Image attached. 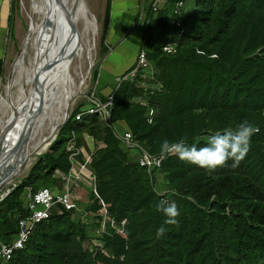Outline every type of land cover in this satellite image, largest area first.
I'll return each instance as SVG.
<instances>
[{"label":"trees","instance_id":"16d2710c","mask_svg":"<svg viewBox=\"0 0 264 264\" xmlns=\"http://www.w3.org/2000/svg\"><path fill=\"white\" fill-rule=\"evenodd\" d=\"M185 1L165 0L157 12L144 8L148 22L140 48L162 85L145 96L148 105L133 101L141 95V78L124 79L129 67L118 76L117 87L109 88V120L96 112L76 120L85 103L76 105L47 149L0 199V237L11 242L19 219L28 214L27 190H61L59 173L68 174L72 165L68 140L74 134L76 146L83 148L76 159L82 162L92 149L87 137H92L88 167L96 190L80 185L78 192L87 196L83 208L96 212L105 203L116 225L126 219L123 232L107 225L96 236V223H84L70 211L53 212L34 226L23 248L0 264H264V0H193L191 9ZM176 3L181 6L175 13ZM110 5L106 0L101 56L108 53ZM14 7L11 2V37ZM170 35L174 53L159 46ZM100 72L95 65L93 82ZM148 106L155 110L151 120ZM242 121L258 131L238 166L230 158L209 170L170 155L162 161L158 187V177L131 161L113 128L130 131L148 153L159 154L165 139L203 147L210 135L235 131ZM161 201L175 203L177 224H165ZM161 227L165 231L158 235Z\"/></svg>","mask_w":264,"mask_h":264},{"label":"bare ground","instance_id":"6f19581e","mask_svg":"<svg viewBox=\"0 0 264 264\" xmlns=\"http://www.w3.org/2000/svg\"><path fill=\"white\" fill-rule=\"evenodd\" d=\"M91 15L87 0H32L29 33L0 91V132L14 126L3 144L10 147V160L19 162L0 169L2 188L44 152L81 94L87 76L83 64L95 59L98 28Z\"/></svg>","mask_w":264,"mask_h":264},{"label":"built area","instance_id":"2783aa9c","mask_svg":"<svg viewBox=\"0 0 264 264\" xmlns=\"http://www.w3.org/2000/svg\"><path fill=\"white\" fill-rule=\"evenodd\" d=\"M164 5L165 0H150L146 8L150 7L152 11L157 12L163 8ZM180 6L181 3L175 4V13L178 12ZM145 13L144 10L142 24L148 22L145 19ZM169 38L171 39L167 41H159V46L164 52L174 53L176 51L175 37L170 35ZM136 77L141 78V95L140 97L134 98L133 101L147 106L148 102L146 101L145 96L160 90L162 85L155 82L152 65L146 56L145 50L142 48L138 49L131 68L123 75L124 79H133ZM150 81L154 83H150ZM117 85L118 80L115 82L114 87H117ZM112 95L113 93L109 92L104 98V102H101L97 101L92 93L90 97H88L90 102L82 107L81 111L75 115V119L80 120L84 114L96 112L100 114L103 121H108L112 104ZM148 109V117L149 120H151L152 116L155 114V110L149 106ZM113 128L115 136L128 151H133V149L138 151V156L135 157V160L131 161L136 162L139 166L145 167L150 175L154 174L159 179V177H161L160 175H162V173H160V167L163 161L160 160L159 154L148 153L135 141L130 131L120 130L116 126ZM89 138L93 141L92 137ZM66 149L69 151V160L72 165L68 174L63 175L59 173L64 179L62 189L58 190L49 187H41L35 192H32L30 189L27 190L26 208L28 214L19 219L16 237L11 242H3L0 237V261L8 260L15 250L23 248L34 226L41 220L48 218L53 212L60 213L64 210L70 211L73 216H78L84 223H96V236H101L105 232L107 225L117 227V231L123 232V226L126 219H122L119 222V225H116L114 219L109 216L107 205L105 203H103L101 208L96 212L85 210L83 207L78 208L77 200L79 199V196L77 193L73 192V187L75 186L74 188H79L80 184H83L90 187L92 191L96 190L95 175L88 167L93 148L89 153L85 154L84 160L79 162L76 159V156L83 150V148H78L76 146L75 136L73 134L68 140ZM157 161H160L159 164H157ZM165 191L166 190L157 189L159 194H163ZM1 198L2 197H0V199Z\"/></svg>","mask_w":264,"mask_h":264},{"label":"crops","instance_id":"0c3cea01","mask_svg":"<svg viewBox=\"0 0 264 264\" xmlns=\"http://www.w3.org/2000/svg\"><path fill=\"white\" fill-rule=\"evenodd\" d=\"M149 2L150 0H111L110 17L105 40L109 49L102 60L100 66L101 72L97 79L99 87L96 88V94L98 97L105 98L115 78L124 73L133 64L136 53L140 48L143 31L141 15L143 17L144 8L146 9ZM10 14L11 0H0V62L2 64L4 59L5 34L7 31L9 32L8 17ZM101 22L103 23V19ZM88 103H85V105ZM87 143L92 148L93 141L89 137H87ZM128 156L131 160H135V157L138 156V151L129 150Z\"/></svg>","mask_w":264,"mask_h":264},{"label":"clouds","instance_id":"9594fccd","mask_svg":"<svg viewBox=\"0 0 264 264\" xmlns=\"http://www.w3.org/2000/svg\"><path fill=\"white\" fill-rule=\"evenodd\" d=\"M211 58L215 59L213 55ZM258 131L248 121H242L236 126V130L226 128L222 133L216 132L210 135L203 147H197L196 143L188 145L181 140L178 143H170L167 139L163 140L160 145V160L166 159L170 155L177 156L181 161L195 164L201 168L209 170L218 166H223L228 159L234 161L233 167L238 166L244 159L250 147V139L254 132ZM160 161H157L159 164ZM158 210L162 211L167 217L165 224H177L176 217L179 211L172 203L168 205L165 201H161ZM158 235H163L165 229L159 228Z\"/></svg>","mask_w":264,"mask_h":264},{"label":"rangeland","instance_id":"374dc122","mask_svg":"<svg viewBox=\"0 0 264 264\" xmlns=\"http://www.w3.org/2000/svg\"><path fill=\"white\" fill-rule=\"evenodd\" d=\"M11 2H12V6L14 7L15 6L14 0H11ZM31 3H32V0H18L17 6L14 7V11H12V17L14 20V31L15 32H14V35L12 37L10 36L8 31L5 34L3 72H2V75L0 78V91L2 90V86L5 84V82L7 80L8 73L10 71V67H11L13 61L15 60L16 56L18 55V53L21 51L23 41H24L28 31H29L28 27L30 26V24H29V18L27 17V11H30ZM87 6L89 9V12L95 16L96 24H97V28H98V32H97L98 34H97L96 43H95V59L91 65L87 64L86 62L83 64V72L84 73L87 72V76H86V80H85V86L82 88L81 94L73 100V104L69 108V110H71V111L78 104H84V103L90 102L88 100V97H90V95L92 93H93V95L97 101L104 102V98L102 99L101 97H98V95L96 94V92H97L96 88L99 86L97 85V81L96 82L92 81V77H91L92 74L91 73L94 69L93 68L94 65H96L97 68H100V66L102 64V60L105 57V56H101L99 53V50H100V34H101V28H102V22L101 21L103 19L105 0H87ZM184 7L186 9H191L193 7V0H186ZM12 10H13V8H12ZM141 19H142V15H141ZM77 65H78L77 63L74 64V68H73L74 72L78 71ZM75 80L78 82V80H79L78 76H75ZM117 80H118V77L115 78L114 82H117ZM114 82L111 84L112 89L114 88ZM92 99H94V98H92ZM133 151H137V150L133 149ZM35 159H36V157L33 159L31 164L34 162ZM31 164H30V166H31ZM30 166L28 167V169L30 168ZM28 169L24 172V174H22V176L17 177L13 181V183L18 182L20 180V178L25 175V173L28 171ZM80 185H83V184H80ZM10 186H12V184H10L4 188H1L0 195L3 192H5V190ZM158 186H159V182H157V187ZM74 187H73V192L77 193L78 188H74ZM85 188L90 189L87 186ZM84 189H81L80 191L84 193ZM78 193H79V199L77 200V206H78V208H82L87 204V196L81 194L80 192H78ZM79 210H78V212H79Z\"/></svg>","mask_w":264,"mask_h":264},{"label":"water","instance_id":"95a60500","mask_svg":"<svg viewBox=\"0 0 264 264\" xmlns=\"http://www.w3.org/2000/svg\"><path fill=\"white\" fill-rule=\"evenodd\" d=\"M91 14V13H90ZM91 16H93L94 17V20H95V23H96V19H95V16L92 14ZM28 29H29V27H28ZM28 33H29V31H28ZM27 33V34H28ZM95 67V65L93 66V68ZM71 110H68L67 111V116H65L64 118H63V120L61 121V123H60V125H59V127H58V130H57V132L52 136V138H50V140L48 141L49 143H48V145H47V147L49 146V144L55 139V137H56V135H57V133H58V131H59V129L61 128V126L66 122V120H67V118L69 117V115H70V112ZM13 127L14 126H12L11 128H5L4 129V131H2V132H0V169L2 168V167H5L6 165H8V163L10 162V166L11 167H16L17 165H19V162H18V160H14V161H11L10 160V156H11V153L12 152H9V153H7L10 149V147H7V146H5L3 143H4V141L7 139V137H8V135L10 134V130H12L13 129ZM47 147L45 148V149H47ZM45 151V150H44ZM21 165H24V163H23V160H21ZM3 181L4 180H0V190H1V188H2V184H3ZM11 184H12V186H15V184L16 183H13V182H11ZM9 190H10V188L8 187L6 190H5V192H3L1 195H0V197H3L4 195H6L8 192H9Z\"/></svg>","mask_w":264,"mask_h":264}]
</instances>
